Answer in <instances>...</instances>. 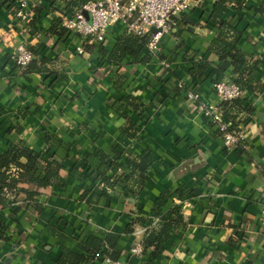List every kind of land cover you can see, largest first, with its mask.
I'll use <instances>...</instances> for the list:
<instances>
[{
    "label": "crops",
    "instance_id": "1",
    "mask_svg": "<svg viewBox=\"0 0 264 264\" xmlns=\"http://www.w3.org/2000/svg\"><path fill=\"white\" fill-rule=\"evenodd\" d=\"M21 1L0 0V154L11 143L26 146L61 163L64 177L61 186L49 190L43 214L31 210L17 214V206L1 213L10 229L8 240L0 241V264H58L62 252L48 225L57 226L71 248L81 239L83 227L120 234L121 261L132 264H264V91L249 99L254 113L241 126L248 153L240 154L226 150L217 126L178 90L180 82H190L193 65L206 58L209 68L198 85L201 101L219 104L210 76L219 61L205 46L208 36L217 32L209 23L214 0H193L185 15L191 22L163 37L160 54L171 61L170 68L145 49L139 59L151 61H136L125 71L126 81L119 89L114 87L118 69H110L98 50L112 51L127 32L123 23L111 28L106 44H94L93 53L80 55L76 36L68 33L62 38L49 32L56 19L66 16L70 0H28L32 15L25 22L16 19ZM236 1L231 0L225 19L240 17L242 49L250 63L264 61V15L258 12L264 0H245L238 13ZM36 7L42 8L40 14ZM33 19L36 26L29 24ZM20 44L49 58L48 73L32 78L19 74L12 56ZM132 62L128 58L124 64ZM229 77L237 76L228 72L225 79ZM128 96L144 105L141 114L132 109L125 113L141 127L138 143L123 133L127 116L117 110L120 104L113 108L115 100ZM97 149L113 159L118 158L116 151H151L150 180L136 200L117 194L96 200L92 207L79 201L85 183L70 172L81 157ZM100 184L88 182L97 194ZM164 193L176 194L167 208L180 206L183 224L156 259L151 258L152 249L134 256L132 248L148 233L140 223L134 224L132 234L126 233L132 216L151 223L153 204ZM88 214L89 222L83 226L80 221Z\"/></svg>",
    "mask_w": 264,
    "mask_h": 264
},
{
    "label": "trees",
    "instance_id": "2",
    "mask_svg": "<svg viewBox=\"0 0 264 264\" xmlns=\"http://www.w3.org/2000/svg\"><path fill=\"white\" fill-rule=\"evenodd\" d=\"M92 0H70L66 15L74 14L76 9H82ZM231 0H214V5L210 13L209 23L217 30L216 33L208 36L205 46L207 51L218 57L219 65L210 74L213 82L219 83L225 80L227 73L232 72L237 77L235 82L247 92L245 98L236 99L230 102H223L219 109L224 118L232 124L231 132H241L242 125L249 119V115L254 113V108L249 104V99L264 91V84L261 76L264 74L263 60L250 63V56L242 49L244 33L239 29L240 17L236 14L232 19H225L229 11ZM236 13L243 10L245 0H237L234 4ZM37 14L42 12L41 7H36ZM264 15V8L258 10ZM64 18L56 19L49 32L58 37H66L68 31L62 26ZM190 18L183 16L180 25L189 24ZM30 26H36L37 20H30ZM152 35L147 34L138 37L125 33L119 39L112 51L108 52L100 47L98 52L110 69H118L115 74L114 87L119 89L126 81L125 71L136 64V61L147 64L151 61L147 57H139L147 48ZM34 58L28 67L19 72L21 76L32 78L34 75L48 73L45 65L50 61L47 57H40L36 48H29ZM87 52L93 53L95 46L87 45ZM12 56L13 67L17 70V64ZM131 58L133 62L127 66L126 59ZM139 59V60H138ZM161 61L170 64L163 55H159ZM194 62V59L190 60ZM209 68V60L204 58L190 69L191 80L185 83V90L197 89L200 79L204 77ZM230 78V77H229ZM183 91V89L178 88ZM122 115L127 109H132L136 114H141L144 105L134 96L124 97L122 100L114 101ZM124 135L132 142H139L141 127L129 116L127 124L123 128ZM217 136L224 144V137L220 130ZM246 142H239L240 154L248 153ZM118 156L113 159L111 156L97 149L93 154H85L74 165L70 175L85 183L84 190L79 197V201L86 203L88 207L96 204L102 198H112L113 195H121L126 201L136 200L140 191L150 180L149 170L153 165V156L150 150L130 149L126 152H115ZM92 160H97L99 165L92 166ZM64 177L63 166L55 160H46L42 153L36 152L26 146L11 143L7 152L0 154V241H7L9 226L1 213H6L11 207L17 206L15 212L21 214L25 210H31L35 214L41 215L47 209L49 190L55 186H61V179ZM101 181L100 194L94 193L88 182ZM180 195L182 192L178 191ZM175 193H164L159 196L153 204L148 218L158 220L156 223H148L147 218L132 216L126 233H133L134 224H142L147 228V236L141 242L142 253L152 249L151 258L154 260L164 253V244L169 236L183 224L182 208L175 205L167 208L170 199ZM135 213H132L134 215ZM83 222L87 225L89 214ZM46 229L49 233L58 238L59 249L62 252L58 264H96V255L100 252L108 255L114 261L122 260V249L119 241L120 234L106 232L104 230H87L81 228L82 237L77 241V245L71 248L67 244L70 239L57 226L48 225ZM72 241V240H71ZM107 248V250L105 249ZM77 249L80 251L78 252Z\"/></svg>",
    "mask_w": 264,
    "mask_h": 264
},
{
    "label": "built area",
    "instance_id": "3",
    "mask_svg": "<svg viewBox=\"0 0 264 264\" xmlns=\"http://www.w3.org/2000/svg\"><path fill=\"white\" fill-rule=\"evenodd\" d=\"M193 0H92L82 9H76L74 14L64 17L62 26L71 35L79 39L77 52L80 55L86 53L85 47L94 44H106L110 30L118 23H123L127 33L138 37L151 34V40L147 45V52L153 57H158L161 52V42L166 34L180 26V19L190 13ZM84 12L90 15L88 19ZM32 15L28 0H22L16 12V19L20 21L28 20ZM159 30L153 33L152 30ZM14 61L17 64L18 72H23L32 62L34 55L30 49L20 44L14 48ZM166 68L170 64L162 62ZM179 88L183 89L185 98L196 104L199 114L217 126L223 134L224 147L229 151H240L239 142H246L244 132H231L232 124L222 115L219 105L223 102H230L236 99L245 98L247 92L236 82L234 77L225 79L214 85L218 105H209L201 101V96L197 89L185 90V83L180 82ZM248 148V145L245 147ZM158 220L152 219V223ZM147 229L145 228L144 232ZM134 256L142 253V246L138 243L131 250ZM96 264H132L127 261H114L102 252L95 258Z\"/></svg>",
    "mask_w": 264,
    "mask_h": 264
},
{
    "label": "water",
    "instance_id": "4",
    "mask_svg": "<svg viewBox=\"0 0 264 264\" xmlns=\"http://www.w3.org/2000/svg\"><path fill=\"white\" fill-rule=\"evenodd\" d=\"M84 14H85V16H86L88 19H90V15H89L87 12H84ZM152 32H153V33H158L159 30L153 29Z\"/></svg>",
    "mask_w": 264,
    "mask_h": 264
},
{
    "label": "rangeland",
    "instance_id": "5",
    "mask_svg": "<svg viewBox=\"0 0 264 264\" xmlns=\"http://www.w3.org/2000/svg\"><path fill=\"white\" fill-rule=\"evenodd\" d=\"M178 87H179V86H178ZM242 131H244V129H243V128H242ZM242 131H241V132H242Z\"/></svg>",
    "mask_w": 264,
    "mask_h": 264
}]
</instances>
